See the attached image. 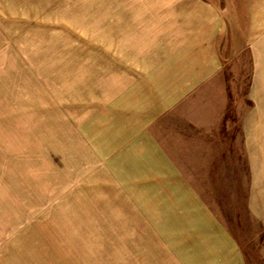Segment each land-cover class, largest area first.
Returning <instances> with one entry per match:
<instances>
[{
  "label": "rangeland",
  "instance_id": "1",
  "mask_svg": "<svg viewBox=\"0 0 264 264\" xmlns=\"http://www.w3.org/2000/svg\"><path fill=\"white\" fill-rule=\"evenodd\" d=\"M210 1L0 0V264H264V4ZM218 14L216 100L190 103L219 120L183 103L138 146L125 62L203 48Z\"/></svg>",
  "mask_w": 264,
  "mask_h": 264
},
{
  "label": "crops",
  "instance_id": "2",
  "mask_svg": "<svg viewBox=\"0 0 264 264\" xmlns=\"http://www.w3.org/2000/svg\"><path fill=\"white\" fill-rule=\"evenodd\" d=\"M206 1L207 4L212 3L210 0ZM248 2L249 1L245 0L244 2H240V4H248ZM259 3L264 4V0H260ZM250 11L252 12V19H264V5L259 9L252 8ZM255 13H258L257 16ZM218 16L217 18L222 22L219 23V25L215 23L214 26H209V30L208 28L205 30V27L207 26V21L205 20H209L210 15H208V17H202V22L200 24L196 25L195 23L188 27L196 28V26L200 25L201 27L194 29V33L198 31L197 29L201 30L205 28L199 34L203 36L192 41V44L199 43L203 48L197 50V48L190 47L189 49L192 54L187 51L182 57L181 55L176 56L177 50L174 49L173 52L176 58L174 57L169 64L162 65L158 68L156 64L157 60H154L148 62L145 66V62L142 59L144 57L142 54L143 42L140 39L139 50H136V54L140 58L129 61V63L128 61L125 62V64H127L125 68H127L129 64L131 73H127V71L122 72L123 85L120 83L117 84L119 85L116 87L117 93H122L123 95V97L117 99L123 101L122 104L118 106V111L125 117L124 120L126 118H131V121H127L124 125H130V128L132 127L131 129L135 132L133 133L132 140L137 143L138 146L150 148L161 147L157 142L158 134L156 133V130L152 129V127L154 128V125H157V118H159L162 113L166 112L164 115L170 116L175 113V116H177V111L183 103H185L189 109L187 110L185 121L195 124L196 127L208 128L211 127L212 123L219 120L218 115H215L214 119L211 120L210 114L212 113L207 115L204 114V112H196L194 108L192 109L193 104L190 103L194 101L197 102L200 99V96L197 98L196 96H193V94L199 89V87L206 86V88H208L206 89V92L209 91V97L207 98L209 104L206 105L208 106V109L211 110L212 97L214 96L213 92L209 90L211 87L210 84L213 78L218 75L222 67L221 61L218 59L219 44L213 37H216L218 32L221 34L220 32L222 28L226 26L223 21L224 18L219 14ZM198 20H200V13L197 18V21ZM217 27L219 28L217 29ZM189 32L190 30L188 33ZM167 34L176 35L177 33H175V30H171V32L167 31ZM139 35L141 36L143 34ZM170 42L171 43L169 44L173 45L174 38H172ZM192 44L190 43V46H192ZM164 75L166 79L163 78L161 80V76ZM163 85H165V87H163ZM143 94L146 95L143 96ZM214 99L216 100L215 97ZM207 117L211 124L206 122ZM124 120H118V122L124 123ZM164 157H168V155L164 153ZM164 162L174 163L169 157L164 160Z\"/></svg>",
  "mask_w": 264,
  "mask_h": 264
}]
</instances>
